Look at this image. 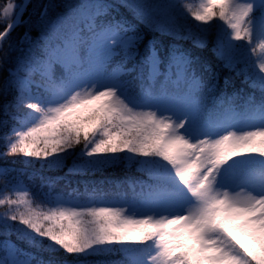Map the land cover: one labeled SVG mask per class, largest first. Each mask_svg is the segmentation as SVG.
Returning <instances> with one entry per match:
<instances>
[{
	"label": "snow or ice",
	"instance_id": "snow-or-ice-1",
	"mask_svg": "<svg viewBox=\"0 0 264 264\" xmlns=\"http://www.w3.org/2000/svg\"><path fill=\"white\" fill-rule=\"evenodd\" d=\"M0 53V161L48 188L0 169V264H264V0H3ZM69 158L147 179L76 206L43 171Z\"/></svg>",
	"mask_w": 264,
	"mask_h": 264
},
{
	"label": "trees",
	"instance_id": "trees-1",
	"mask_svg": "<svg viewBox=\"0 0 264 264\" xmlns=\"http://www.w3.org/2000/svg\"><path fill=\"white\" fill-rule=\"evenodd\" d=\"M3 4V0H0V5ZM7 51V46H5ZM3 55V53H0ZM236 88L240 89L243 85V78L241 76H234ZM247 91V89H245ZM231 94V92L229 93ZM3 113L0 112V119H3ZM4 130L0 129V151L5 150V141L3 139ZM8 168L9 171L21 173L17 180V187L29 192V198L33 199L34 203L41 202L46 198H40V193L47 192L48 188H40L41 184V171L37 165H27L22 161V158L9 157L7 162L0 161V169ZM48 171L50 175H61L62 178L56 179V183L52 187L51 196L55 198L61 197H73L83 202L98 201L100 199H120L132 200L136 193L140 191V184L135 187V192L131 183L133 181L143 182L147 179V176L137 171V169H122L117 171L103 170L99 173L92 174H73L64 171L43 170ZM83 177H87L86 179ZM8 183V177L0 175V198L4 195L11 194L13 198H16L15 193H7L4 191L5 185ZM96 189L94 192L93 189ZM43 206V203H42ZM5 211V206L0 205V213ZM6 253L0 250V257L5 256ZM57 259H61L58 257ZM66 264H78L81 259L77 256L63 257ZM88 260L92 264H96L97 261H102L103 264H121L125 260L122 253L101 255L97 257H88Z\"/></svg>",
	"mask_w": 264,
	"mask_h": 264
},
{
	"label": "rangeland",
	"instance_id": "rangeland-1",
	"mask_svg": "<svg viewBox=\"0 0 264 264\" xmlns=\"http://www.w3.org/2000/svg\"><path fill=\"white\" fill-rule=\"evenodd\" d=\"M186 2H189V3L196 2V3H198L199 0H186ZM188 19L190 20L191 24H193V25H196V24L199 23V22H196L191 17H189ZM210 35L213 38L215 37V33H211ZM237 43H242V42H237ZM33 165L39 166L38 164H33ZM67 167H72V159L71 158L68 159L66 167H64L62 169H58V170H56V169H51V170H54V171H64V170H66L67 171ZM137 171H139V170H137ZM139 172H142V171H139ZM142 173H144V172H142ZM144 174L147 176L146 173H144ZM21 190H24V189H21ZM57 197L62 198V199L67 200V201H70L72 204H74L76 206H82V205H87V204H91L92 206H106V203L109 202V201L120 202V201L126 200L125 198H120V199H100L98 201L83 202V201H80L79 199L73 198V197H61V196H57Z\"/></svg>",
	"mask_w": 264,
	"mask_h": 264
}]
</instances>
